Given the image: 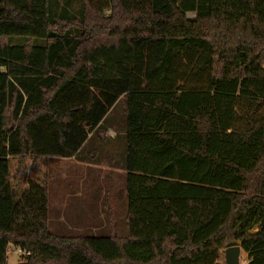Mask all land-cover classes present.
<instances>
[{
	"label": "trees",
	"instance_id": "16d2710c",
	"mask_svg": "<svg viewBox=\"0 0 264 264\" xmlns=\"http://www.w3.org/2000/svg\"><path fill=\"white\" fill-rule=\"evenodd\" d=\"M79 3L0 0V264H264V0ZM120 96L126 233L57 235L48 157Z\"/></svg>",
	"mask_w": 264,
	"mask_h": 264
},
{
	"label": "rangeland",
	"instance_id": "374dc122",
	"mask_svg": "<svg viewBox=\"0 0 264 264\" xmlns=\"http://www.w3.org/2000/svg\"><path fill=\"white\" fill-rule=\"evenodd\" d=\"M58 1L62 5V0ZM79 2L69 0L70 13L77 15ZM51 10H57L53 4ZM110 14L108 9L102 11L104 18ZM125 102L124 96L116 101L104 117V131L89 135L77 156L48 157V227L53 233L101 236L112 230L118 236L125 235ZM245 257L241 250L240 263L247 264ZM18 259L8 249L6 264H16ZM218 263L225 264L223 252Z\"/></svg>",
	"mask_w": 264,
	"mask_h": 264
},
{
	"label": "water",
	"instance_id": "95a60500",
	"mask_svg": "<svg viewBox=\"0 0 264 264\" xmlns=\"http://www.w3.org/2000/svg\"><path fill=\"white\" fill-rule=\"evenodd\" d=\"M241 247L239 244L229 246L224 249V262L225 264H242L239 261ZM16 264H26L25 261L18 262Z\"/></svg>",
	"mask_w": 264,
	"mask_h": 264
},
{
	"label": "built area",
	"instance_id": "2783aa9c",
	"mask_svg": "<svg viewBox=\"0 0 264 264\" xmlns=\"http://www.w3.org/2000/svg\"><path fill=\"white\" fill-rule=\"evenodd\" d=\"M8 249H10V251L16 253L17 256L19 257V259L17 260V263L24 261L26 256L29 254L28 251H26V250H24V249H22L20 247L13 246L12 244L8 245L7 252H8Z\"/></svg>",
	"mask_w": 264,
	"mask_h": 264
},
{
	"label": "crops",
	"instance_id": "0c3cea01",
	"mask_svg": "<svg viewBox=\"0 0 264 264\" xmlns=\"http://www.w3.org/2000/svg\"><path fill=\"white\" fill-rule=\"evenodd\" d=\"M121 97V96H120ZM91 135V134H90ZM72 158H74V157H72ZM72 158H69V159H72Z\"/></svg>",
	"mask_w": 264,
	"mask_h": 264
}]
</instances>
